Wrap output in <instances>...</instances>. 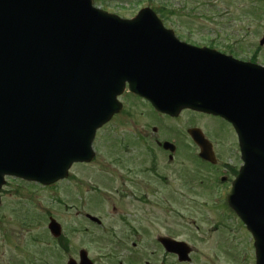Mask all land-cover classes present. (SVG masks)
<instances>
[{"label": "water", "instance_id": "1", "mask_svg": "<svg viewBox=\"0 0 264 264\" xmlns=\"http://www.w3.org/2000/svg\"><path fill=\"white\" fill-rule=\"evenodd\" d=\"M125 83L163 113L188 107L233 125L243 164L228 202L264 264V66L179 41L147 7L125 19L91 0H0V186L7 174L47 185L91 161ZM189 132L214 161L200 130ZM48 228L60 230L53 218ZM162 242L189 259L187 244ZM80 259L69 263L92 264Z\"/></svg>", "mask_w": 264, "mask_h": 264}, {"label": "rangeland", "instance_id": "2", "mask_svg": "<svg viewBox=\"0 0 264 264\" xmlns=\"http://www.w3.org/2000/svg\"><path fill=\"white\" fill-rule=\"evenodd\" d=\"M93 2L95 6L118 13L125 18L135 15L141 7L150 6L165 26L180 33V36L190 35L193 41L196 40L202 45L214 44L215 48L225 51L230 46H239L242 50L236 53V57L241 59L248 57L249 45L254 41L258 43L264 35V0H93ZM261 48L257 59L264 64V46ZM121 99L125 107L132 105L135 107L133 117L135 122H130L126 128L123 127L119 121L122 114L118 120H112V123L104 125L94 140L95 157L89 164L82 163L73 167L70 171V181L61 180L51 186H39L31 181L7 178L0 194V264H9L7 261L12 255L21 262L33 242L25 239V235L44 237L49 231L48 216L56 218L64 229L63 233L67 239L64 245L69 253L75 252L73 247L76 249L86 247L95 264H119L118 261L125 251L116 245L120 239L121 229L116 206H121L126 212L137 210L144 222L150 221L154 225L157 236L167 230L180 235L192 249L191 261L186 264H252L254 251L251 236L227 204L230 181H227L229 182L227 185L211 181V177L218 171L196 157L194 152L197 148L184 133L187 125H199L216 146L220 163L236 165L240 161L239 146L231 124L219 117L196 114L188 109L180 111L173 118L162 116L154 114L151 106L144 100L126 93ZM152 116L154 120L149 118ZM145 123L149 124V127L163 126L166 132L173 129L174 131L169 132L177 133L175 137L179 139L176 162L181 165V172L178 178H174L175 176L170 174L171 170H168L166 174H170V179L168 177L165 179L166 186L175 188V179L178 186L177 190L167 191L170 199L169 211H166V205L165 203L163 205L160 199V192L164 191V188L160 182L153 181L152 177L151 194L148 193L142 202L150 200L151 205H148V209H145L144 204L136 203L129 197L120 205L116 200L120 194L114 193L110 177H99L100 172L107 171L101 168L112 160L113 144L123 145L124 131L139 130L138 126ZM149 141L151 140L148 138ZM126 143V149L123 150L132 151L138 158L134 160V157L132 162V167L136 169L140 168L142 163L147 164L148 151L155 150L150 144H148L150 149L147 148L146 151L140 149L137 142ZM115 147V151L120 152V149ZM161 154L157 148L155 156L158 162L163 161ZM137 172L142 173L138 174V177H144L142 171ZM74 176H79V183L75 184ZM189 178H193V181H188ZM140 181L143 182V179ZM146 184L147 181H144L145 186L137 187L134 194L147 193L144 191ZM179 186L181 189L178 190ZM175 191L178 192L179 203L171 200ZM213 197L215 198L212 200ZM78 211L82 212L78 214ZM146 211L150 214L147 215ZM85 212L98 216L102 224L90 222L83 216ZM127 216L124 214V217ZM143 250L148 252V248ZM154 253L157 254L159 262L162 256H165L159 246ZM63 255L62 259L65 258ZM166 259L168 262L171 261L169 256Z\"/></svg>", "mask_w": 264, "mask_h": 264}, {"label": "flooded vegetation", "instance_id": "3", "mask_svg": "<svg viewBox=\"0 0 264 264\" xmlns=\"http://www.w3.org/2000/svg\"><path fill=\"white\" fill-rule=\"evenodd\" d=\"M180 38L182 40L183 39L186 40L187 42L191 44L203 46L200 42H197L196 40L194 41L191 40L190 35L188 36L183 35ZM208 46L215 48L214 44L211 46L210 45ZM262 46H264V44H260L259 40H258V43H255L254 41L248 47L250 51L248 53L249 54L248 57L258 60L257 58L259 55V51L262 49L261 48ZM232 53L235 54V51H232ZM122 107L124 108L122 112L113 115L111 119L118 120L119 115L123 114L122 118L119 121L122 123L123 127L126 128L128 127L127 124H130V122L132 123L135 122V118H133L135 107H133V105L125 107V104L123 102H122ZM149 118L151 120H154L153 116ZM150 119L148 120L149 122H150ZM112 120L109 123H112ZM138 128L140 129L135 130V131L134 129H129L127 132L124 131L123 139H122L124 140L123 145L118 146L116 143L113 144V150L111 149L112 160L109 164L106 163L105 166L101 168L107 171L100 172L101 174H99V177L100 178H104V177L107 178V176L110 177V181H111L110 183L113 184L114 193L120 194L118 195V198L116 199L118 200L120 205H122L121 204L122 201L126 200L129 197V199H132L136 203L138 202L140 204H144L145 209L149 208L148 207L149 204L151 205V202H149L150 200L149 201L144 200L145 202L144 203L142 202H143V199L146 198L148 193L151 194V181L150 180L152 177L154 179L153 181H155L156 183L160 182L162 184L164 191L160 192V195H161L160 199L163 205L165 203L166 211H169L170 207L168 208V206H169L170 199H168L167 191L177 190L178 186H177L176 179H175L176 181L175 188L166 186L165 179H167V177L170 179V174L175 176L174 178H178V174L181 172V165L177 164L176 162V160L178 159L177 154L179 151V139L178 137H175L177 136V133L174 134V133L169 132L170 130H173V129H168L166 132L163 126L158 127L157 125H155V126L149 127V124H146V123L144 125H139ZM168 134H170V136L171 135L173 136L170 138V136H167ZM148 138L151 141L148 142ZM117 139L118 138H116L115 140ZM166 140H169L174 145L173 149L169 147H166L165 149L163 147V143ZM126 142H133L135 144L137 142L138 144H140V149H144L146 151L150 149L148 144H150V146L153 147V149H155L153 151H148L147 156L149 158L147 159L148 160L147 164L142 163L141 167L137 169L136 167H132L133 158L135 156L132 154V151L123 150V149H126V146H127ZM114 145L118 147L117 149H120V152L115 151L116 147ZM122 146H124V148H122ZM212 146L214 148L215 156L217 157L218 163H219L220 156H218L217 148L214 144H212ZM157 148L162 153L161 154V159H163L162 162H158L156 159L155 154H156ZM135 159H138V158L135 157L134 160ZM75 166L76 164L73 165L72 168ZM222 167L223 169L221 170H223V173H227V174H230L235 169V166H232V165L228 166L226 164H223ZM168 170H171L170 171L171 173L167 175L166 173ZM137 171H142L144 174V177H138V174H140L141 172H137ZM70 176L71 174L69 173V176L66 179L67 181L71 180L69 179ZM78 177L76 176L73 177V180L76 182L75 184L79 183ZM142 179H143V182L140 181ZM221 179L227 180L229 178H226V176L222 175ZM144 181H147L146 188L144 190L147 193H141L142 195L138 193L134 194V191L136 190L137 187H139L140 185L145 186ZM179 189H181V186H179L178 190ZM171 200L174 201V203L180 202L177 191H175V195L172 196ZM81 204L82 203H80V205ZM81 208L84 209L83 206ZM115 209L117 211L116 215L119 216V225L121 226L120 234H119L120 239L117 241L116 245L124 248L123 251H125L121 259L118 261L119 264H125V263H129V264H186V262L184 261L182 262L179 261L176 254L167 253L164 250L163 245L159 242V239L161 236H166L169 238L172 237L177 240H182L183 238L180 237V235L173 233L171 230H167L165 233L157 236V234H155L154 225L151 224L150 221L144 222L142 220V215L136 209H135L136 212H133V211L130 212L129 210L126 212V209H123L121 206L119 207L116 206ZM80 212L82 211H78V214H80ZM146 213L147 215L150 214L149 211L148 212L146 211ZM124 214L128 216L124 217ZM83 216L87 217V213L86 212L83 213ZM50 217L51 216H48L49 219ZM87 219L90 221V218L87 217ZM130 221H133V222H130ZM63 232H64V229H62L61 232L58 234L48 231L46 235H44V237L42 238L35 237L32 234L28 235L29 237L25 235L24 237L25 239L31 240L33 242L32 244H30L28 250H26L27 252L24 254L21 262H19L17 258L13 255L8 259L7 262H9V264H69L70 261L79 262L81 260L80 252L84 251L85 257H87L94 263V260L90 257L89 252L86 247L85 248L80 247L79 249H76V247H73L75 252L69 253V251H67L64 245V243L67 242V239L65 238V235ZM24 238H21V239H24ZM9 241H11V239ZM12 241L15 242L13 239ZM34 245H37V246L35 248H32V246ZM158 246L159 248H161L163 255H165V256H162V258L160 259V262L158 261L157 254L154 253V251H157ZM144 248L146 249L148 248V252H144L143 250ZM61 255H63V257L65 256V258L62 259ZM167 256L171 258L170 262L166 261Z\"/></svg>", "mask_w": 264, "mask_h": 264}]
</instances>
